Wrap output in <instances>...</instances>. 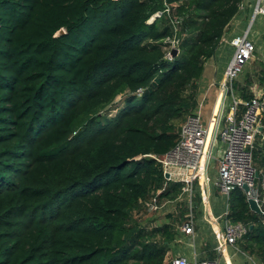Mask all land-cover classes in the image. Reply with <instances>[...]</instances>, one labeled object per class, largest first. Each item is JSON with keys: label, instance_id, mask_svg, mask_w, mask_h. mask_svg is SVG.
Wrapping results in <instances>:
<instances>
[{"label": "trees", "instance_id": "obj_1", "mask_svg": "<svg viewBox=\"0 0 264 264\" xmlns=\"http://www.w3.org/2000/svg\"><path fill=\"white\" fill-rule=\"evenodd\" d=\"M242 2L0 0V264H169L173 213L152 226L135 213L161 188L159 203L176 200L182 183L150 155L195 112L204 64ZM112 104L113 116L99 113ZM253 156L260 188V135ZM226 217L247 226L241 245L264 262V214L242 189Z\"/></svg>", "mask_w": 264, "mask_h": 264}, {"label": "built area", "instance_id": "obj_2", "mask_svg": "<svg viewBox=\"0 0 264 264\" xmlns=\"http://www.w3.org/2000/svg\"><path fill=\"white\" fill-rule=\"evenodd\" d=\"M168 12L169 9L165 8ZM162 11L154 12L147 22H152L160 17ZM264 18V0H254L251 21L248 28L231 36L229 39L223 35L222 41L228 42L232 47V56L229 59L223 74V79L218 83L219 94L212 108L207 125H204L199 114L193 113L186 116L181 124L178 137L174 145L161 155H150L162 166V174L166 182L182 183L181 191L191 196L194 184L197 181L200 187L202 204L208 207L211 179L208 175V163L212 151L218 140L224 143L217 159L216 186L226 195L234 188L246 185L244 191L246 199L253 198L261 208L264 206V183L260 188L257 185L258 171L254 166L253 152L255 140L262 134V120L264 117V94H254L249 99H239L228 83L235 80L242 72L246 63L253 59L256 51V43L249 35V27L256 16ZM176 22V18L174 19ZM168 46L165 56L171 59V49L176 47L175 38H167ZM142 89H137L140 95ZM217 111L214 112L218 98ZM229 99L228 109L224 115L225 103ZM212 123V128L210 129ZM145 200V209L155 212L160 209L157 194ZM223 223L217 235V249L222 250L227 245L236 246L237 242L247 231V226L241 222H232L222 215ZM213 222L216 218H213ZM194 218L192 213L177 226L178 231L192 235L194 233ZM169 264H219L216 259H189L186 256L177 255L170 259Z\"/></svg>", "mask_w": 264, "mask_h": 264}, {"label": "crops", "instance_id": "obj_3", "mask_svg": "<svg viewBox=\"0 0 264 264\" xmlns=\"http://www.w3.org/2000/svg\"><path fill=\"white\" fill-rule=\"evenodd\" d=\"M253 3L254 0H243L239 12L233 18L224 34L225 38L229 39L231 36L240 34L248 28L251 21ZM261 19L264 20L263 17H260L256 23V27L252 30V33H249L250 37L256 43V48L260 39L259 32L263 30L260 25ZM232 50L233 49L228 42L221 41L219 46L215 49L212 57L204 64L202 75L197 82V107L194 112L199 114L200 119L201 109L206 101L211 102V110L214 106L219 94L218 83L223 79L225 67L232 56ZM254 94L255 93H253V95ZM236 96L239 99H242L239 94H236ZM202 123L204 124L203 121ZM263 130L264 120H262V131ZM223 147L224 143L221 140H218L217 145L214 148L216 166L217 159ZM211 175L213 177L215 176V178L213 188L211 189L210 186L208 207H205L202 204L200 187L197 181L194 184V190L191 196L181 191L180 196L185 197L183 215L185 216L187 211L192 213L195 222L194 233L192 235L184 234L178 231L176 225V234L173 241L168 245V252L165 261L169 263L172 257L182 255L192 260L204 258L216 259L219 264H264L257 255L250 254L243 248L241 240L237 242L236 246L227 245L222 250L217 249V235L219 230H221L223 223L222 215H225V213L227 214L228 212V195L222 193L215 184V179L217 177L216 168L211 169ZM179 203L180 202L176 203L177 207H180V205H178ZM213 218H216L215 222L212 221Z\"/></svg>", "mask_w": 264, "mask_h": 264}, {"label": "rangeland", "instance_id": "obj_4", "mask_svg": "<svg viewBox=\"0 0 264 264\" xmlns=\"http://www.w3.org/2000/svg\"><path fill=\"white\" fill-rule=\"evenodd\" d=\"M260 17L261 16L258 15L252 21L250 25V34L252 33V30L256 27L257 25L256 23L258 22V19ZM260 22H261L260 25L262 26L263 30L259 32L260 39L259 42L257 43V51H255L253 55V59L244 65L242 72L238 75V77L235 80H233L231 83H228L229 86L232 87V89L234 90L235 94H239L240 88L242 87L246 91L251 92L252 94L253 93H255L256 95L264 94V84H262L259 79L260 74L264 71V20L261 19ZM234 83H238L237 87L233 85ZM121 98L122 96L119 95L118 97H116V101H120ZM228 102L229 99L225 103L224 115L228 109ZM211 107L212 105L210 101L209 102L206 101L202 106L201 119L205 125H207V122L209 120L212 111ZM116 109L117 107H114V104H112L106 107L105 109L101 110L99 113L107 115L109 117L115 114ZM184 119L185 117L182 120H179V122L177 123L178 127L183 123ZM215 166H216V160L214 158V149H213L212 156L208 163V175H210L211 178V182H210L211 189L214 186V178H215V176L213 177L211 175V169L212 168L215 169L216 168ZM184 199H185L184 196H180L174 201L160 202L161 206L159 210L155 212H151L146 209H143L135 213V218L139 220L142 224L152 226V225H159L161 223L172 221L171 218H168L167 214L173 213V217L176 220L175 225L178 226L180 221H182L185 218L183 214L180 215V213L178 212V209L180 210V207H183V204H185ZM178 202H180L178 204L180 205V207L176 206L177 205L176 203ZM186 213L189 214L188 211Z\"/></svg>", "mask_w": 264, "mask_h": 264}, {"label": "water", "instance_id": "obj_5", "mask_svg": "<svg viewBox=\"0 0 264 264\" xmlns=\"http://www.w3.org/2000/svg\"><path fill=\"white\" fill-rule=\"evenodd\" d=\"M63 33H64V29H63V28H59V29L53 34V36H54V37H57V36L62 35ZM176 53H177V48H172V49H171V55H172V56H175ZM242 188H243L244 191H247V190H248V188H247L246 185H243ZM247 202H248L249 208H250L252 211H254V212L258 213V214H261V213H262L261 208L259 207V205L257 204V202H256L255 199H253V198H248V199H247Z\"/></svg>", "mask_w": 264, "mask_h": 264}, {"label": "bare ground", "instance_id": "obj_6", "mask_svg": "<svg viewBox=\"0 0 264 264\" xmlns=\"http://www.w3.org/2000/svg\"><path fill=\"white\" fill-rule=\"evenodd\" d=\"M219 100H220V96H219V98H218V102L216 103V106H215V108H214V112L217 111ZM211 128H212V123H211L210 129H211Z\"/></svg>", "mask_w": 264, "mask_h": 264}]
</instances>
